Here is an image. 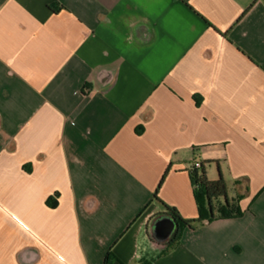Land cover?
Instances as JSON below:
<instances>
[{
    "label": "crops",
    "instance_id": "obj_1",
    "mask_svg": "<svg viewBox=\"0 0 264 264\" xmlns=\"http://www.w3.org/2000/svg\"><path fill=\"white\" fill-rule=\"evenodd\" d=\"M0 264H264V0H0Z\"/></svg>",
    "mask_w": 264,
    "mask_h": 264
},
{
    "label": "trees",
    "instance_id": "obj_2",
    "mask_svg": "<svg viewBox=\"0 0 264 264\" xmlns=\"http://www.w3.org/2000/svg\"><path fill=\"white\" fill-rule=\"evenodd\" d=\"M52 8L54 11L58 10L55 7ZM207 163L210 162L201 163L200 169H190V177L194 186V196L198 205V217L196 219H184L176 208L165 204L156 194V200L166 210V214L177 224V228L168 242V247L170 248L180 240L183 230L187 227L197 229L200 225L210 223L216 219H233L244 215L240 206L241 197L239 196L230 200L228 197V186L221 170L218 168L219 178L217 180H210L205 169ZM168 172L169 169L163 176L161 184L164 182ZM48 204L55 207V202L51 204V200ZM112 258L113 255L111 254L106 261H110Z\"/></svg>",
    "mask_w": 264,
    "mask_h": 264
},
{
    "label": "rangeland",
    "instance_id": "obj_3",
    "mask_svg": "<svg viewBox=\"0 0 264 264\" xmlns=\"http://www.w3.org/2000/svg\"><path fill=\"white\" fill-rule=\"evenodd\" d=\"M206 169H207V171H209V173H210V169H211V172H212L211 175H209L208 178L214 179V180H217L219 178V171H218L217 164H215L213 162L207 163L206 164Z\"/></svg>",
    "mask_w": 264,
    "mask_h": 264
},
{
    "label": "water",
    "instance_id": "obj_4",
    "mask_svg": "<svg viewBox=\"0 0 264 264\" xmlns=\"http://www.w3.org/2000/svg\"><path fill=\"white\" fill-rule=\"evenodd\" d=\"M170 219V222H171V228H170V231L168 232V235L175 229L177 228V224L174 220H172L171 218Z\"/></svg>",
    "mask_w": 264,
    "mask_h": 264
},
{
    "label": "built area",
    "instance_id": "obj_5",
    "mask_svg": "<svg viewBox=\"0 0 264 264\" xmlns=\"http://www.w3.org/2000/svg\"><path fill=\"white\" fill-rule=\"evenodd\" d=\"M192 168H194V169H200L201 168V162L195 161L192 164Z\"/></svg>",
    "mask_w": 264,
    "mask_h": 264
},
{
    "label": "flooded vegetation",
    "instance_id": "obj_6",
    "mask_svg": "<svg viewBox=\"0 0 264 264\" xmlns=\"http://www.w3.org/2000/svg\"><path fill=\"white\" fill-rule=\"evenodd\" d=\"M166 218V217H165ZM170 236H172V235H170Z\"/></svg>",
    "mask_w": 264,
    "mask_h": 264
}]
</instances>
